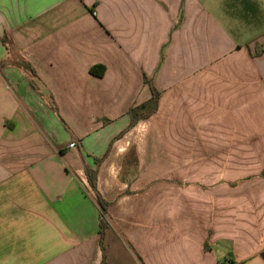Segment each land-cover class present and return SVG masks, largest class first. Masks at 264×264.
I'll list each match as a JSON object with an SVG mask.
<instances>
[{"label": "crops", "instance_id": "crops-1", "mask_svg": "<svg viewBox=\"0 0 264 264\" xmlns=\"http://www.w3.org/2000/svg\"><path fill=\"white\" fill-rule=\"evenodd\" d=\"M0 264H264V0H0Z\"/></svg>", "mask_w": 264, "mask_h": 264}, {"label": "trees", "instance_id": "trees-1", "mask_svg": "<svg viewBox=\"0 0 264 264\" xmlns=\"http://www.w3.org/2000/svg\"><path fill=\"white\" fill-rule=\"evenodd\" d=\"M144 83L149 86L150 90V99L147 103L131 107L128 112L127 116L129 117V124L127 130L135 126L138 122L148 119L152 115H154L157 111V104L159 100L160 93L152 86L150 81L144 80ZM107 153L101 157L100 159H96L94 161V168L92 170L86 169L85 170V177L88 186V193L93 200L96 208L99 211V235L102 236L104 230L107 227V223L105 221L106 211L109 206L107 202H105L96 188V172L100 162L105 158Z\"/></svg>", "mask_w": 264, "mask_h": 264}, {"label": "rangeland", "instance_id": "rangeland-1", "mask_svg": "<svg viewBox=\"0 0 264 264\" xmlns=\"http://www.w3.org/2000/svg\"><path fill=\"white\" fill-rule=\"evenodd\" d=\"M192 154H193V156H196L198 162H202V163H204V161H206V152H204V151H202V150H199L198 152H196V153H192ZM218 154H220V153H218ZM129 159H130V160L133 159V158H132V153H131V152L129 153ZM203 171H204L203 168H199V169H198V172H199L200 175L203 174Z\"/></svg>", "mask_w": 264, "mask_h": 264}, {"label": "built area", "instance_id": "built-area-1", "mask_svg": "<svg viewBox=\"0 0 264 264\" xmlns=\"http://www.w3.org/2000/svg\"><path fill=\"white\" fill-rule=\"evenodd\" d=\"M74 147H75V145L73 143H71V144L68 145V148H70V149H72Z\"/></svg>", "mask_w": 264, "mask_h": 264}]
</instances>
